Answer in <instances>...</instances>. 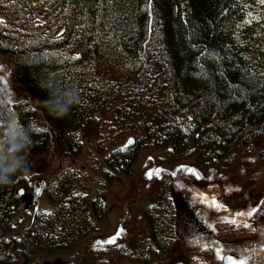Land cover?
<instances>
[{
  "label": "trees",
  "instance_id": "1",
  "mask_svg": "<svg viewBox=\"0 0 264 264\" xmlns=\"http://www.w3.org/2000/svg\"><path fill=\"white\" fill-rule=\"evenodd\" d=\"M0 56L28 97L11 101L7 112L30 127L33 141L28 170L0 187V264H73L67 258L87 242L82 264L205 258L180 249L167 176L143 208L146 233L133 246L90 245L108 208L102 196H90L75 170L47 184L51 208L29 205L28 222L16 233L20 189L31 188L38 156L80 155V132L99 118L107 123L101 116L107 112L110 129L136 138L112 144L103 170L110 183L130 174L148 145L170 163L197 159L229 167L241 151L256 149L264 161V0H0ZM69 89L80 103L54 119L43 101L50 90ZM5 93L0 80V96Z\"/></svg>",
  "mask_w": 264,
  "mask_h": 264
},
{
  "label": "rangeland",
  "instance_id": "2",
  "mask_svg": "<svg viewBox=\"0 0 264 264\" xmlns=\"http://www.w3.org/2000/svg\"><path fill=\"white\" fill-rule=\"evenodd\" d=\"M0 80L11 101L28 98L17 90L12 70L1 56ZM101 116L108 122L99 118L80 132L84 143L80 155L61 157L49 151L36 158L35 167L29 173L31 188L21 187L23 208L14 217L16 233L28 222L25 211L29 205L51 208L45 197L47 184L71 169L80 173L90 196H102L108 208L90 245L111 247L125 241L133 246L145 232L143 208L152 201L162 177L167 176L178 214L180 249L184 253L196 258L198 252H203L205 258L197 260L198 264H225L227 254L234 256L233 264L241 261L264 264V161L259 150L241 151L229 167H207L197 159L170 163L164 160L161 150L148 145L134 162L131 173L117 174L110 183L103 170L108 167L105 158L112 144L121 146L126 141L128 144L130 137L136 138L110 129V112ZM109 240L113 242L108 243ZM87 245L88 242L79 247L78 256L67 259H73V264H82ZM64 261L56 263L64 264Z\"/></svg>",
  "mask_w": 264,
  "mask_h": 264
},
{
  "label": "clouds",
  "instance_id": "3",
  "mask_svg": "<svg viewBox=\"0 0 264 264\" xmlns=\"http://www.w3.org/2000/svg\"><path fill=\"white\" fill-rule=\"evenodd\" d=\"M11 97L7 93L0 96V112H7ZM80 103L79 93L65 90L57 93L50 90L44 107L54 119L66 118L72 108ZM31 129L21 122L15 113L7 112L0 121V187L13 184V178L28 170V155L32 148Z\"/></svg>",
  "mask_w": 264,
  "mask_h": 264
},
{
  "label": "water",
  "instance_id": "4",
  "mask_svg": "<svg viewBox=\"0 0 264 264\" xmlns=\"http://www.w3.org/2000/svg\"><path fill=\"white\" fill-rule=\"evenodd\" d=\"M133 142V138L130 137L128 140V144H131ZM20 192H23V189H20ZM235 261L234 256L232 254H227L224 258V263L225 264H233Z\"/></svg>",
  "mask_w": 264,
  "mask_h": 264
},
{
  "label": "snow or ice",
  "instance_id": "5",
  "mask_svg": "<svg viewBox=\"0 0 264 264\" xmlns=\"http://www.w3.org/2000/svg\"><path fill=\"white\" fill-rule=\"evenodd\" d=\"M113 241L109 240L108 243H112ZM241 264H243V261H241Z\"/></svg>",
  "mask_w": 264,
  "mask_h": 264
}]
</instances>
